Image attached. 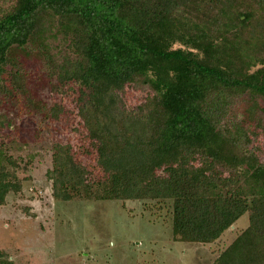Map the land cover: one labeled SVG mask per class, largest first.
<instances>
[{
	"label": "trees",
	"instance_id": "obj_1",
	"mask_svg": "<svg viewBox=\"0 0 264 264\" xmlns=\"http://www.w3.org/2000/svg\"><path fill=\"white\" fill-rule=\"evenodd\" d=\"M52 34L71 49L61 60ZM32 55L73 90L71 111L30 88ZM262 102L264 0H16L0 11V104L79 117L77 143L53 146L54 198L169 199L173 239L203 244L248 213L217 264H264ZM19 167L0 149V205L22 189ZM0 264H14L1 249Z\"/></svg>",
	"mask_w": 264,
	"mask_h": 264
},
{
	"label": "rangeland",
	"instance_id": "obj_2",
	"mask_svg": "<svg viewBox=\"0 0 264 264\" xmlns=\"http://www.w3.org/2000/svg\"><path fill=\"white\" fill-rule=\"evenodd\" d=\"M15 1L0 0V11ZM48 42L58 60L71 52L61 36L52 34ZM25 65L38 98L49 107L74 108L73 90L57 87L43 60L32 55ZM23 110L0 104V149L18 160L22 180V189L0 205V249L14 264H217L218 255L248 226L246 213L213 243L181 241L172 237L169 199H55L47 175L53 146L77 143L79 117L67 111L53 119Z\"/></svg>",
	"mask_w": 264,
	"mask_h": 264
}]
</instances>
